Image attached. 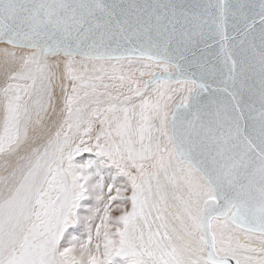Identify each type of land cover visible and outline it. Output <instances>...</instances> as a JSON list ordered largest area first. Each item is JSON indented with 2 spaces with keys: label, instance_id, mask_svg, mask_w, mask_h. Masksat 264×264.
Listing matches in <instances>:
<instances>
[{
  "label": "snow or ice",
  "instance_id": "1",
  "mask_svg": "<svg viewBox=\"0 0 264 264\" xmlns=\"http://www.w3.org/2000/svg\"><path fill=\"white\" fill-rule=\"evenodd\" d=\"M92 151L132 182L88 264H264V0H0V264H82Z\"/></svg>",
  "mask_w": 264,
  "mask_h": 264
},
{
  "label": "bare ground",
  "instance_id": "2",
  "mask_svg": "<svg viewBox=\"0 0 264 264\" xmlns=\"http://www.w3.org/2000/svg\"><path fill=\"white\" fill-rule=\"evenodd\" d=\"M94 153H96V154H94ZM85 158H87V160L90 159V160H88V161H90L89 162L90 166L87 169V174L89 175V179L85 185V190L81 195V201L78 203V205H76V209L74 210V216H72L73 220L72 221L70 220L71 224H75V223L77 224L75 226V228H73L75 230V232H77V233H79V231H81V227H82L81 224H84V218H87V224H88V220L89 221L91 220L89 227H91L94 223L96 224L98 222L96 219H94V217L97 216V213H96L97 211L96 210L95 211L92 210L91 212L87 211L86 207L91 206V205H96L95 209H100V210L102 209L103 210V207H104L106 201L111 196L115 195L114 191H116L117 186L119 187L118 189H130L131 182H132L129 174L126 173L125 171H123L120 165L113 162L110 157L105 156L103 154H99L96 151L86 152V154H84L83 156H82V154L79 156H76L74 158L73 163L79 165L78 162H80L81 159L85 160ZM105 160H108V163L111 165L110 168L108 167L109 166L108 163H107L108 165L104 164ZM84 162L85 161H83L82 163H84ZM103 164H104V166H103ZM110 186L112 187L111 192L108 191V188ZM114 203H121V201L117 200V201H114ZM123 203L127 204L128 202L123 201ZM89 213H91V214H89ZM116 214L118 215L119 213H116ZM78 224H79V226H78ZM68 231H69V228H68V230L66 229L65 238L71 232V231H69V233H68ZM82 231L84 232V229ZM71 233L75 237V239H74V237L71 235V238L73 239V240L72 239L70 240L72 245H79V244L89 240L87 235H86V237H84L82 235L81 238H83V237L84 238H83V240L81 239L82 241L80 242L76 239V237H77V236H75L76 234L73 232H71ZM84 233H86V232H84ZM62 240H65V239H62ZM62 242L63 241H61V243ZM63 245H65L64 242H63ZM114 257H116V256H114ZM115 260H116V262L119 261L120 263L122 262V260H124L125 262L129 261V263L131 261V260H128L127 256H125L124 254L118 255Z\"/></svg>",
  "mask_w": 264,
  "mask_h": 264
},
{
  "label": "clouds",
  "instance_id": "3",
  "mask_svg": "<svg viewBox=\"0 0 264 264\" xmlns=\"http://www.w3.org/2000/svg\"><path fill=\"white\" fill-rule=\"evenodd\" d=\"M109 206V210L111 212V219L110 220H102V214L105 210V206ZM124 205L123 202L121 203H114L109 204V199L106 201L102 212L98 210L97 216L94 217L97 221L101 222L105 227H102L99 232H95L92 238V245L89 246L88 241H85L79 245H73L70 248L74 250V254L78 260L82 262V264H88V260L90 256H96L97 253V246L102 245L105 239V235L107 233L113 232L117 227L120 226V213L122 212ZM116 213H119L118 215ZM97 225V224H96Z\"/></svg>",
  "mask_w": 264,
  "mask_h": 264
},
{
  "label": "rangeland",
  "instance_id": "4",
  "mask_svg": "<svg viewBox=\"0 0 264 264\" xmlns=\"http://www.w3.org/2000/svg\"><path fill=\"white\" fill-rule=\"evenodd\" d=\"M84 154H86V152L85 153H82V156L84 155ZM94 154H96V153H94ZM88 160H90V159H88ZM87 160V158H85V160H80V162H78V164L79 165H85V164H90L89 162L90 161H88ZM79 161V160H78ZM83 161H85L84 163H82ZM87 162V163H86ZM108 163V160H105L104 161V164L105 165H108L107 164ZM104 164H103V166H104ZM109 168L111 167V165L109 164V166H108ZM119 187L117 186L116 187V189H118ZM115 192V191H114ZM81 201V197L76 201V205H78V203ZM93 206V207H92ZM96 208V205H91V206H88V207H86V210L87 211H92V210H96L97 212H98V210L100 211V212H102V209L100 210V209H95ZM75 209H76V206H75ZM74 209V210H75ZM96 212V213H97ZM89 214H91V213H89ZM88 214V215H89ZM87 215V216H88ZM73 216H74V214H73ZM73 220V218H71V221ZM71 221H69V225L66 227V229L68 230V228H69V231H71V232H73V233H75L76 235L75 236H77L76 237V239L78 240V241H82L83 240V238L84 237H86V235H87V237L90 239L93 235H94V232H95V227H96V224L94 225H92L91 227H89V224L91 223L89 220H88V224H87V218H84V224H81V231H79V233H77V232H75V230L73 229V228H75V226L77 225L76 223L75 224H71ZM73 226V227H72ZM78 226H79V224H78ZM77 226V227H78ZM87 227V228H86ZM94 227V228H93ZM71 228V229H70ZM93 228V229H92ZM66 229H65V231L62 233V236H61V240L59 241V243H58V250L59 251H63L64 249H66V248H69V247H71V246H73L72 244H71V235L74 237V235L70 232V234H68L67 236H66V238H65V233H66ZM84 229V232H86V233H84L82 230ZM69 231H68V233H69ZM81 232V233H80ZM89 232V233H88ZM89 234V235H88ZM82 235L84 236L83 238H81L82 237ZM79 236V237H78ZM69 238V239H68ZM62 239H65V240H62ZM74 239H75V237H74ZM82 239V240H81ZM73 240V239H72ZM61 241H63L64 243H65V245H63V242L61 243ZM76 241V240H75ZM118 256V255H117ZM116 256V257H117ZM116 257H113L112 258V260H111V264H130L129 263V261H127V262H125L124 260H122V262L120 263L119 261H117L116 262ZM121 257V256H120ZM127 259L128 260H131V257H128L127 256Z\"/></svg>",
  "mask_w": 264,
  "mask_h": 264
}]
</instances>
